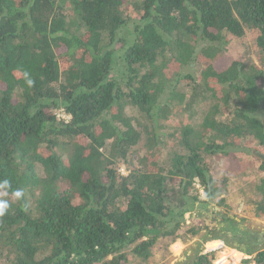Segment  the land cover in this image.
<instances>
[{"label": "trees", "instance_id": "16d2710c", "mask_svg": "<svg viewBox=\"0 0 264 264\" xmlns=\"http://www.w3.org/2000/svg\"><path fill=\"white\" fill-rule=\"evenodd\" d=\"M131 4L141 11L133 30ZM247 32L264 64V0H0L4 264H148L160 241L196 235L183 227L204 203L195 187L206 203L226 204L227 179L210 159L241 142L264 146V65L225 56L228 38ZM195 63L199 83L180 76ZM185 81L183 112L212 105L182 132L183 152L163 158L157 131ZM142 142L151 157L124 175L118 166ZM258 171L261 219L264 163ZM212 255L194 264H213ZM252 261L264 263V252Z\"/></svg>", "mask_w": 264, "mask_h": 264}, {"label": "rangeland", "instance_id": "374dc122", "mask_svg": "<svg viewBox=\"0 0 264 264\" xmlns=\"http://www.w3.org/2000/svg\"><path fill=\"white\" fill-rule=\"evenodd\" d=\"M127 9L126 16L129 21V29L133 30L134 24H137L140 20L141 11L135 9L132 4L128 5ZM71 17L74 18L73 15ZM125 34L128 36L127 39L131 38L130 34ZM256 36L255 33L247 32L240 39L228 38L229 42L226 46L225 56L245 65L255 64L263 69L264 64L258 52H256ZM200 70L201 65L195 63L193 66L183 68L180 76L190 75L199 83ZM171 72L174 73L173 69ZM190 82L192 81L178 83L176 92L178 93V97L181 98L172 101L168 113L169 122L166 123L163 130L157 131L162 141L157 152L160 157L165 158L174 153H182V132L190 126L199 128L212 105V101H207L196 105L192 113L183 112L184 103L182 101L187 99L192 93V88H190L192 86L188 85ZM125 112L131 119L143 120V117H139L131 108L126 109ZM252 151H259L264 154V146L258 142L249 144L241 142L238 147L228 150V155H221L220 157H212L210 159L213 172L217 175L218 180L227 179L225 206L206 203L207 199L201 188L195 187L199 189V193L202 195L200 197L204 203H195L190 208L183 221V227L186 230L193 229L197 231V234H187L185 237L174 242H171L170 239L160 241L153 250V258L148 264H194L199 256L206 254H213L212 258L215 257L214 259L217 260L222 256L221 253L219 251L209 252L208 246L211 242H214L209 240L220 237L231 240L232 244L225 243L228 248L238 250L246 256L261 248L264 249V243H261L258 249H256L255 243H251L252 241L249 240L250 236L256 231H264V218L260 219L263 224H259L256 222L253 214L254 195L251 193V188L252 182L261 177V173L258 171L261 161L252 155ZM149 156V152L142 142L132 150L127 161L121 163L118 166L119 168H117L120 169L119 171H123L124 175H127L128 171L131 170L143 169L141 162L145 160L147 163ZM176 181L179 182L180 180L176 179ZM233 230L238 231L239 234L234 233ZM246 237H249V239ZM216 241L221 243L220 240ZM215 260L213 264H215ZM245 261L248 260H244L240 264H243ZM0 264H4V260L1 257ZM225 264L228 263L226 262ZM251 264L258 263H254L251 260Z\"/></svg>", "mask_w": 264, "mask_h": 264}, {"label": "built area", "instance_id": "2783aa9c", "mask_svg": "<svg viewBox=\"0 0 264 264\" xmlns=\"http://www.w3.org/2000/svg\"><path fill=\"white\" fill-rule=\"evenodd\" d=\"M64 118H67L66 120H70V117H64ZM197 187L200 188L199 185H197ZM220 244H223V243H220ZM222 246L223 247H220V248H218L216 250L209 251L211 253L219 251L221 253V255H222V256L219 257V259L215 260L216 261V262H214L215 264H225L226 262L228 264H240L244 260H248V261L253 260V259H255L257 257L258 254L264 252V249H263V250L258 251L256 253H253L252 255L248 254V256H246V255H243L238 250H234L233 248H228L224 244ZM232 252H235L236 254L235 255H231ZM236 255H238V256H236Z\"/></svg>", "mask_w": 264, "mask_h": 264}, {"label": "crops", "instance_id": "0c3cea01", "mask_svg": "<svg viewBox=\"0 0 264 264\" xmlns=\"http://www.w3.org/2000/svg\"><path fill=\"white\" fill-rule=\"evenodd\" d=\"M256 222L257 223H259V224H263V222H262V220H260V219H256ZM264 230V229H263ZM235 233H237V234H239V232L237 231V232H235ZM254 237H255V242H252V243H255V245L257 246V248L256 249H258V247H259V245H261V240H262V238H264V231H260V230H258V231H256L255 233H254V235H253ZM221 241V243H223L225 246H226V244H225V242L223 241V240H220ZM209 249H208V251H213V250H216V249H218V248H220V247H223L222 246V244H220L218 241H214L213 243L211 242L210 244H209ZM261 250H263V248H261L260 250H258V251H261ZM258 251H256V252H258ZM236 253L235 252H232L231 253V255H235ZM230 255V256H231Z\"/></svg>", "mask_w": 264, "mask_h": 264}, {"label": "water", "instance_id": "95a60500", "mask_svg": "<svg viewBox=\"0 0 264 264\" xmlns=\"http://www.w3.org/2000/svg\"><path fill=\"white\" fill-rule=\"evenodd\" d=\"M263 131H264V117L262 119ZM253 155L258 158L262 163H264V154L259 151H252ZM264 264V263H263Z\"/></svg>", "mask_w": 264, "mask_h": 264}, {"label": "flooded vegetation", "instance_id": "af4514ba", "mask_svg": "<svg viewBox=\"0 0 264 264\" xmlns=\"http://www.w3.org/2000/svg\"><path fill=\"white\" fill-rule=\"evenodd\" d=\"M254 235V234H253ZM250 236V239H249V237H246L247 239H249L250 241H252V242H255L256 240H255V237L254 236ZM251 242V243H252ZM260 243H264V238H262V240H261V242ZM263 264V263H262Z\"/></svg>", "mask_w": 264, "mask_h": 264}]
</instances>
